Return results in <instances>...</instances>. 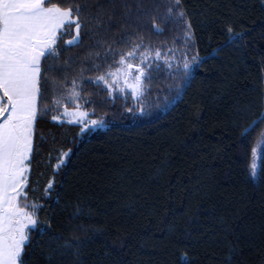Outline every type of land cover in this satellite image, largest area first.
<instances>
[{"label":"trees","instance_id":"16d2710c","mask_svg":"<svg viewBox=\"0 0 264 264\" xmlns=\"http://www.w3.org/2000/svg\"><path fill=\"white\" fill-rule=\"evenodd\" d=\"M128 2V23L102 32L100 45L83 27L79 45L66 43L74 28L57 40L68 64L51 76L65 97L75 80L77 102L105 126L81 133V125L53 122L63 107L37 117L25 191L28 203L39 205L40 227L30 234L24 264H184L185 256L188 264H264V145L255 174L251 169L264 130V0H181L191 40L182 26L161 22L163 0L144 20L164 31L144 30L141 51L148 46L177 59L173 70L156 74L143 113L127 111L136 104L130 92L109 97L102 82L90 79L109 63L115 68L140 31L135 0ZM144 2L151 9L152 0ZM98 4L125 19L120 0L114 7L89 0L92 14ZM109 45L115 55H94ZM62 103L75 108L71 99ZM69 149L53 175L60 152ZM50 180L54 187L45 193Z\"/></svg>","mask_w":264,"mask_h":264},{"label":"snow or ice","instance_id":"6c2138e0","mask_svg":"<svg viewBox=\"0 0 264 264\" xmlns=\"http://www.w3.org/2000/svg\"><path fill=\"white\" fill-rule=\"evenodd\" d=\"M88 2L0 0V264H24L23 254L30 234L40 227L39 205L29 204L25 191L29 188L37 117L43 118L50 111L55 112L63 107L62 113L51 115L53 122L81 125V133L105 126L102 119H90L88 111L83 110V105L77 102L81 93L76 91L75 80L72 81V90L65 97L61 83L51 76L54 73L62 74L68 64L67 60L60 61L62 50L57 48L60 35L74 28L75 35L66 43L79 45L83 27L85 36L91 33V38L100 45L102 32L111 31L117 25L124 27L133 7L128 0H120L125 19H117L114 14L106 11L104 5L98 4L97 11L92 14ZM162 2L152 0V7L148 9L144 0H135L137 11L133 22L140 29L135 41H127L130 48L119 54V59L114 61L117 65L115 68L109 63L103 74L90 78L93 82H102L108 89L109 97L115 91L124 93L125 89H129L136 104L127 108L128 112L143 113L151 106L150 89L157 78L156 74L163 67L173 70V62L177 59L175 55L162 56L159 49L153 52L148 46H144L141 51L144 30L153 34H162L164 31L157 24H149L144 20L145 17L152 18ZM109 4L114 7L115 0H109ZM180 4L181 0H168L165 5L167 15L161 17V22L182 26L186 40H191V23L186 13L178 9ZM168 51L174 52L171 48ZM110 54L115 55L110 45L104 53H94L97 57L103 56L105 60ZM195 61L196 56H193L192 62ZM92 67L100 69L97 64ZM190 67V62L185 60L182 64L184 76L188 75ZM63 79L61 75L60 80ZM65 98L74 102L73 110L70 111L62 103ZM259 122L253 121L242 135L251 131ZM70 153L71 149L60 152L53 175L63 168ZM54 183L51 180L47 183L45 193L52 191ZM182 259L184 264H188L186 256Z\"/></svg>","mask_w":264,"mask_h":264},{"label":"rangeland","instance_id":"374dc122","mask_svg":"<svg viewBox=\"0 0 264 264\" xmlns=\"http://www.w3.org/2000/svg\"><path fill=\"white\" fill-rule=\"evenodd\" d=\"M135 74V73H134ZM121 86H122V84H121ZM130 92V90L129 89H125V92ZM126 92V93H127ZM115 94H119V93H121V92H119V91H115L114 92ZM131 93V92H130ZM90 118V117H89ZM91 119V118H90ZM91 130H95V129H91ZM262 137H264V130H263V132H262V134H261V137L259 138V140H258V142H257V145H256V147L254 148V150H253V161H252V167H251V169H252V171H253V166H255V172H256V169H257V165H258V157H259V155H260V150H261V148L263 147V145H264V138H262Z\"/></svg>","mask_w":264,"mask_h":264}]
</instances>
